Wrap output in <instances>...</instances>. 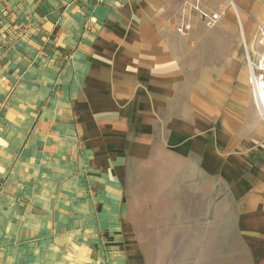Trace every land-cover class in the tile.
Instances as JSON below:
<instances>
[{"label": "crops", "instance_id": "obj_1", "mask_svg": "<svg viewBox=\"0 0 264 264\" xmlns=\"http://www.w3.org/2000/svg\"><path fill=\"white\" fill-rule=\"evenodd\" d=\"M183 4L0 0V264H147L164 212L264 264V112Z\"/></svg>", "mask_w": 264, "mask_h": 264}, {"label": "rangeland", "instance_id": "obj_2", "mask_svg": "<svg viewBox=\"0 0 264 264\" xmlns=\"http://www.w3.org/2000/svg\"><path fill=\"white\" fill-rule=\"evenodd\" d=\"M201 1L223 12L222 21L214 28L197 17L191 21L199 20L208 32L226 36L228 80L245 82L248 87L236 89L239 97L243 93L244 98L251 97L264 112V100L259 106L253 79L264 81V0H237L236 8L225 0ZM210 43L219 50L217 40ZM160 221L164 223L159 228L162 234L146 236L147 264H251L250 253L236 234L233 212H164Z\"/></svg>", "mask_w": 264, "mask_h": 264}, {"label": "built area", "instance_id": "obj_3", "mask_svg": "<svg viewBox=\"0 0 264 264\" xmlns=\"http://www.w3.org/2000/svg\"><path fill=\"white\" fill-rule=\"evenodd\" d=\"M229 6L236 8L237 0H225ZM182 19L177 31L179 34L187 35L193 29L191 18L199 20L208 28L216 27L223 18V12L211 10L201 0L185 1L181 9Z\"/></svg>", "mask_w": 264, "mask_h": 264}, {"label": "bare ground", "instance_id": "obj_4", "mask_svg": "<svg viewBox=\"0 0 264 264\" xmlns=\"http://www.w3.org/2000/svg\"><path fill=\"white\" fill-rule=\"evenodd\" d=\"M253 79H254V83L256 84L258 101H259L260 105H262L261 101L264 100V89H263L264 81L257 80L254 77H253Z\"/></svg>", "mask_w": 264, "mask_h": 264}]
</instances>
